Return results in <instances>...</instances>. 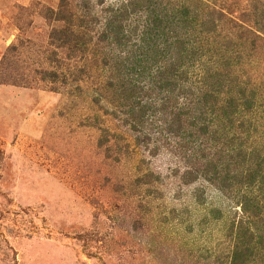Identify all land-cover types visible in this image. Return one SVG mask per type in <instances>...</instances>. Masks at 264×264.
Listing matches in <instances>:
<instances>
[{
	"label": "trees",
	"instance_id": "trees-1",
	"mask_svg": "<svg viewBox=\"0 0 264 264\" xmlns=\"http://www.w3.org/2000/svg\"><path fill=\"white\" fill-rule=\"evenodd\" d=\"M37 5L49 29L42 46L48 66L20 65L29 40L19 36L1 56L0 85L88 98L97 107L98 146L116 162L169 150L177 190L198 185L195 207L200 187H215L228 216L208 206L205 220L191 225L221 222L219 237L195 240L186 255L163 243V264H264V0ZM152 174L133 182H160ZM150 189L135 200L151 203Z\"/></svg>",
	"mask_w": 264,
	"mask_h": 264
},
{
	"label": "rangeland",
	"instance_id": "rangeland-1",
	"mask_svg": "<svg viewBox=\"0 0 264 264\" xmlns=\"http://www.w3.org/2000/svg\"><path fill=\"white\" fill-rule=\"evenodd\" d=\"M37 4L56 8L58 0H0V59L20 36L29 40L20 65L48 66L42 46L49 29ZM96 112L88 98L0 85V264H163V243L186 255L206 236L219 237L221 222L191 225L205 220L208 206L228 216L229 203L215 187H200L195 207L198 185L177 190L169 150L116 162L98 146ZM146 172L160 182L134 184ZM149 186L151 203H138Z\"/></svg>",
	"mask_w": 264,
	"mask_h": 264
}]
</instances>
